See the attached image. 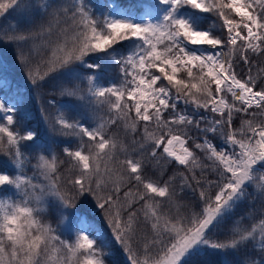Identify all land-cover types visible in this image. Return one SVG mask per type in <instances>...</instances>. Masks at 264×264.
<instances>
[{"label":"snow or ice","instance_id":"obj_1","mask_svg":"<svg viewBox=\"0 0 264 264\" xmlns=\"http://www.w3.org/2000/svg\"><path fill=\"white\" fill-rule=\"evenodd\" d=\"M28 7L26 0H0V17ZM155 7L142 20L101 19L85 0H73L52 9L37 31L0 34L17 44L35 89L79 62L86 74L60 95L95 104L93 120L97 111L109 113L96 126L63 112L54 116L50 130L79 141L62 149L61 160L46 154L14 104L0 101V197L12 192L0 198V264H107L90 231L67 238L61 232L89 197L110 234L105 247L118 245L129 264H187L200 251H239L257 238L258 264H264V205L253 218L258 223L241 217L223 238L217 234L249 186L264 200V69L251 72L255 58L264 57V0H156ZM190 12L210 14L215 24L204 27L207 18ZM125 41L135 44L132 54L114 55ZM92 54L103 56L88 63ZM105 58L118 72L110 84L97 82L106 73ZM121 121L133 134L131 150L108 135V126ZM26 150L35 153L32 175L24 170ZM61 164L69 166L67 175ZM148 164L159 176L145 175ZM187 190L192 197L179 203ZM165 205L176 211H163ZM141 224L148 228L144 236Z\"/></svg>","mask_w":264,"mask_h":264},{"label":"trees","instance_id":"obj_2","mask_svg":"<svg viewBox=\"0 0 264 264\" xmlns=\"http://www.w3.org/2000/svg\"><path fill=\"white\" fill-rule=\"evenodd\" d=\"M26 2L29 7L25 11L13 15V18L9 19L6 15L0 17V34L4 32L26 33L29 31H37L39 30V25L47 19V14L51 12L52 9L71 6L73 0H26ZM85 3L91 13L101 19L104 16L114 17V14L118 12L120 16H128L136 20H142L145 18V13L154 15L156 12V0H85ZM187 15L197 20H204L206 17L207 19L205 20L204 27L215 24V18L211 17L210 14H196L190 12L187 13ZM212 31H216V29L213 28ZM20 43L23 44V42ZM31 46L32 45L29 43L25 47ZM134 49L135 44L125 41L122 42V45L116 46V51L113 54L130 55ZM102 56L103 54H92L87 62H95ZM103 63L106 67V73L104 76L98 77L97 82L100 84L115 82L118 77V72L113 66V62L110 58H105L103 59ZM260 69H264V57L255 58L251 72L253 75H256ZM242 71L244 74H247L249 69L247 66H244ZM86 72L87 70L84 66L77 62L74 65H70L68 68L60 69L51 74L41 88L35 89L28 81L25 71L19 63L17 44L0 39V77L4 78L5 81L3 86L0 87V91L9 97L13 96L15 98L18 116L23 124L28 128L36 130L40 138L38 143L42 144L44 147L48 146L50 149L49 151H51L52 154H57L61 160L64 159L61 155L62 149L69 145L75 146L79 141L77 137H65L51 131L49 125L52 123L54 116L63 112L70 119H82L91 126H96L101 120L107 119V115H109L106 111H97L96 119L93 120L90 118V113L96 107L95 104L90 103L88 100H80L77 97L60 95L62 88L72 87L80 83V80L76 78L79 76L82 77ZM81 87L86 93V81L81 84ZM50 99L53 100V104H49ZM0 101L6 103L4 100ZM46 114L48 118L47 122L45 120ZM238 123L239 122H237V125ZM108 135L115 137L125 149L131 150L133 134L129 129L124 127L123 121L116 126L109 125ZM192 135H196V132L194 131ZM136 139L139 140L140 137L137 136ZM26 155L30 163L25 165L24 170L28 175H32L31 163H34L33 161L35 159H33V155H35V153L26 150ZM120 158H123L122 154ZM146 167V176L153 178L159 176V170L152 164H148ZM68 168L69 166L67 164L60 165L61 172L64 175L68 174ZM172 174V171H169L168 174L164 176V179H167L168 176ZM187 191L188 197H186L184 201H179V203H185L188 198L192 197L191 191ZM255 191L253 187L248 188L247 194L236 202L231 213L225 218L224 224H222L219 230L220 233H217L221 234V238H223L224 233L230 232L235 226V221L241 217H244L248 224L251 222L250 215H252V218L258 217L259 209L264 205V200L261 198V193L258 191H256L258 192L256 193ZM11 193L12 192L5 193L4 197ZM163 211H171L174 213L176 209L172 205H165L163 206ZM80 215L84 216L88 230L90 234L97 239V244L107 252V264H129L127 255L118 245L112 243L108 247H105L104 236H109L110 238V234L107 232V225L104 221L103 214L96 207L91 197L88 198V201L84 205V210ZM141 219H143V216H141ZM77 230H79V227L76 217L72 226L73 236ZM98 232L100 233L99 235H97ZM147 232L148 228H145L144 225L141 224L139 229L140 236H144ZM252 242H250L247 247L242 246L239 251L233 249L219 251L208 249L206 251H200L189 257L187 259V264H244L245 261L251 260L256 261L258 264L261 259L259 255L260 249L254 247ZM139 247L142 249L143 244L141 243Z\"/></svg>","mask_w":264,"mask_h":264},{"label":"rangeland","instance_id":"obj_3","mask_svg":"<svg viewBox=\"0 0 264 264\" xmlns=\"http://www.w3.org/2000/svg\"><path fill=\"white\" fill-rule=\"evenodd\" d=\"M19 12H20V11H10L8 14H6V17L9 18V19H11V18H12V15H15L16 13H19ZM115 16H116V17H119L118 14L115 15ZM3 83H4V78H0V86H2ZM1 99L6 100V103L14 104V105L16 106V100H15V98H14L13 96H12V97H9V96L5 95L3 92L0 91V100H1ZM41 145H42V144H41ZM46 148L49 149L48 146H46ZM49 150H50V149H49ZM51 154H52V152L49 151L47 155L50 156ZM33 162H34V163H31V167H32L33 164L36 163V160H34ZM252 187L255 189L254 186H249V188H252ZM255 190H256V189H255ZM256 191H257V190H256ZM256 191H255V192H256ZM256 193H258V192H256ZM8 196H12V193L9 194ZM242 198H243V197H242ZM242 198H241V199H242ZM241 199H240V200H241ZM55 207H56V206H55L54 203L50 204V206H49L50 222L53 223V226H54V227L56 226V225H55V221L59 218V217H58V214H57V212H56V208H55ZM233 208H234V207H233ZM233 208H232V209H233ZM250 216H251V219H250L251 222H250V224L253 223V222L258 223V219L254 220V219L252 218V215H250ZM52 217H53V219H52ZM78 225H79V229H83V230H87V231H88L86 221L84 220L83 217H80V218H79V220H78ZM61 232H62L63 237H64V238H67L68 236L72 235V226H62V228H61ZM72 236H73V235H72ZM252 243H253L252 245H253L254 247L260 249V248H259V239H258V238H257V240L253 241Z\"/></svg>","mask_w":264,"mask_h":264}]
</instances>
